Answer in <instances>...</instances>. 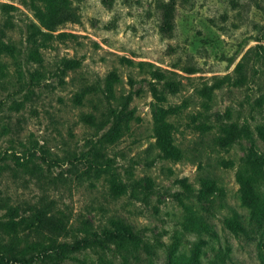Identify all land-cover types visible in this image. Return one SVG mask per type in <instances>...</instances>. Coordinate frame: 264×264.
<instances>
[{
    "label": "rangeland",
    "instance_id": "rangeland-1",
    "mask_svg": "<svg viewBox=\"0 0 264 264\" xmlns=\"http://www.w3.org/2000/svg\"><path fill=\"white\" fill-rule=\"evenodd\" d=\"M70 1L51 31L41 0H0V253L123 264L102 235L121 225L153 251L125 264H264V222L236 175L250 152L264 163V0H174L170 37L156 0ZM106 81L114 105L129 97L110 141L85 120L105 108ZM24 238L41 248L20 253Z\"/></svg>",
    "mask_w": 264,
    "mask_h": 264
},
{
    "label": "trees",
    "instance_id": "trees-1",
    "mask_svg": "<svg viewBox=\"0 0 264 264\" xmlns=\"http://www.w3.org/2000/svg\"><path fill=\"white\" fill-rule=\"evenodd\" d=\"M41 5L34 7V15L39 23L48 30H56L58 21L55 19L59 14H62L67 8H69L70 0H41ZM155 10L158 14L159 27L163 35L166 37L172 36L175 29V12L176 3L174 0H156ZM248 52H246L242 59L237 62L235 71L239 78L243 77L244 60ZM108 92H112V88L109 81H106V87L103 89L104 95H106V106L101 111L100 116L94 115V113H88L86 121L90 124L96 125L97 122L101 126H108L103 136L106 140H112L117 133L122 129L125 123V108L128 96L124 97L120 103L114 105L108 97ZM167 125L160 124L155 127V132L158 136L159 142L162 145H170L167 137ZM224 140V139H223ZM227 143V141H223ZM169 146L168 149H172ZM17 158V157H16ZM237 179L241 185L242 199L250 208V213L253 216L259 217L260 221L264 222V163L262 159L250 152V157L244 166L239 167L236 172ZM210 188H214L212 185H208ZM15 224H18L17 222ZM63 228V227H61ZM64 229V228H63ZM85 231L89 235H93L97 238L99 233L92 229L90 223L85 221ZM103 237L108 239L123 256V264L127 262L129 255L137 257L139 249H144L147 253L151 254L152 247L145 242L142 237L132 232L131 230L117 225L113 229H107L102 233ZM89 236L85 235L80 240H74L72 243L61 241L58 242L55 235H48V240L55 243L61 248H69L70 250H79L86 247L89 244ZM25 239V243L20 253L27 252V249L41 248L42 239ZM192 258L199 262L197 254L194 252ZM0 264H12L11 261L3 254L0 253Z\"/></svg>",
    "mask_w": 264,
    "mask_h": 264
}]
</instances>
